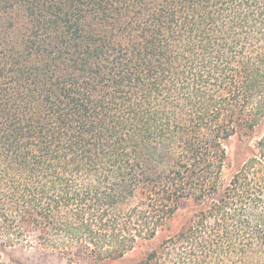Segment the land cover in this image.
I'll return each mask as SVG.
<instances>
[{"label": "trees", "instance_id": "trees-1", "mask_svg": "<svg viewBox=\"0 0 264 264\" xmlns=\"http://www.w3.org/2000/svg\"><path fill=\"white\" fill-rule=\"evenodd\" d=\"M15 248L264 264V0H0Z\"/></svg>", "mask_w": 264, "mask_h": 264}, {"label": "rangeland", "instance_id": "rangeland-1", "mask_svg": "<svg viewBox=\"0 0 264 264\" xmlns=\"http://www.w3.org/2000/svg\"><path fill=\"white\" fill-rule=\"evenodd\" d=\"M5 258L10 264H72L56 252L40 248H15L9 250Z\"/></svg>", "mask_w": 264, "mask_h": 264}]
</instances>
